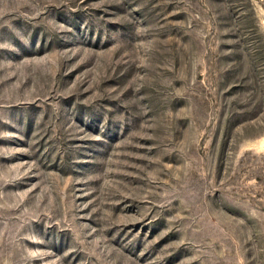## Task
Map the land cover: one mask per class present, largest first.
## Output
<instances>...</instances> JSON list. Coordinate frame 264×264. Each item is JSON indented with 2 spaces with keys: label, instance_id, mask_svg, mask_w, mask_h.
<instances>
[{
  "label": "rangeland",
  "instance_id": "rangeland-1",
  "mask_svg": "<svg viewBox=\"0 0 264 264\" xmlns=\"http://www.w3.org/2000/svg\"><path fill=\"white\" fill-rule=\"evenodd\" d=\"M0 264H264V0H0Z\"/></svg>",
  "mask_w": 264,
  "mask_h": 264
}]
</instances>
